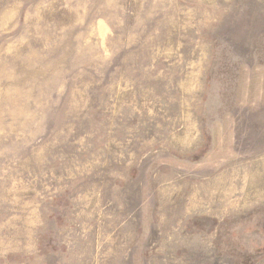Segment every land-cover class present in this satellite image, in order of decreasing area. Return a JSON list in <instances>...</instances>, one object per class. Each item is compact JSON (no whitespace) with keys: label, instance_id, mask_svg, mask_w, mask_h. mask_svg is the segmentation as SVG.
Returning a JSON list of instances; mask_svg holds the SVG:
<instances>
[{"label":"rangeland","instance_id":"374dc122","mask_svg":"<svg viewBox=\"0 0 264 264\" xmlns=\"http://www.w3.org/2000/svg\"><path fill=\"white\" fill-rule=\"evenodd\" d=\"M0 264H264V0H0Z\"/></svg>","mask_w":264,"mask_h":264}]
</instances>
